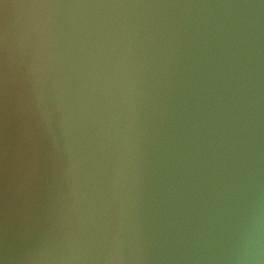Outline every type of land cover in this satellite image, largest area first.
Instances as JSON below:
<instances>
[{"label":"water","instance_id":"obj_1","mask_svg":"<svg viewBox=\"0 0 264 264\" xmlns=\"http://www.w3.org/2000/svg\"><path fill=\"white\" fill-rule=\"evenodd\" d=\"M0 29V256L237 264L250 198L264 247V0H3Z\"/></svg>","mask_w":264,"mask_h":264},{"label":"clouds","instance_id":"obj_2","mask_svg":"<svg viewBox=\"0 0 264 264\" xmlns=\"http://www.w3.org/2000/svg\"><path fill=\"white\" fill-rule=\"evenodd\" d=\"M30 7H62V5H17L14 8ZM90 7V6H89ZM112 7H129L128 5H114ZM134 7V6H133ZM9 8H7L8 10ZM4 41L7 44V12L4 25ZM231 257L237 264H264V247L261 246V216L258 203L254 198L249 199V211L241 228L237 234L235 246L231 249ZM106 259L112 261H124L125 257L121 254L109 252L107 256L88 257L77 251L75 248L59 249L57 252H39L28 255L23 259L24 264H82L85 260ZM144 258V257H139ZM13 259L8 255L5 247L3 255L0 256V264H13Z\"/></svg>","mask_w":264,"mask_h":264},{"label":"snow or ice","instance_id":"obj_3","mask_svg":"<svg viewBox=\"0 0 264 264\" xmlns=\"http://www.w3.org/2000/svg\"><path fill=\"white\" fill-rule=\"evenodd\" d=\"M3 2V0H0V3H2ZM0 31H2V29H0Z\"/></svg>","mask_w":264,"mask_h":264}]
</instances>
